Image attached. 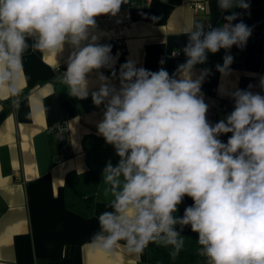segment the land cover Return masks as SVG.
Instances as JSON below:
<instances>
[{
    "label": "clouds",
    "instance_id": "1",
    "mask_svg": "<svg viewBox=\"0 0 264 264\" xmlns=\"http://www.w3.org/2000/svg\"><path fill=\"white\" fill-rule=\"evenodd\" d=\"M127 2L0 0V90L5 98L19 95L26 37L36 36L33 47L42 52L60 50L66 40L79 44L95 17L116 15ZM238 3L249 7L244 0ZM231 6V0H220L221 8ZM236 18L226 17L229 22ZM194 28L188 30L190 43L184 49L189 59L178 70L183 78H171L163 69L137 70L131 62L123 66L121 91L112 95L98 125V133L120 157L103 174L109 186L103 195L113 196L106 205L112 210L98 216L100 231L91 243L106 252L123 246L132 254L157 243L171 246L175 259L184 239L174 226L190 225L202 246L198 255L207 264H264V96L236 92L227 123L211 127L207 105L197 97L199 80L187 76L193 65L204 62L206 51L242 45L251 30L243 22L207 33L200 24ZM109 50L88 45L78 51L66 78L71 95H87L85 74L107 64ZM231 59L225 58L221 72ZM108 96V88H101L93 101L99 105ZM229 132L227 144L217 139ZM185 196L194 203L177 218L173 214Z\"/></svg>",
    "mask_w": 264,
    "mask_h": 264
},
{
    "label": "crops",
    "instance_id": "2",
    "mask_svg": "<svg viewBox=\"0 0 264 264\" xmlns=\"http://www.w3.org/2000/svg\"><path fill=\"white\" fill-rule=\"evenodd\" d=\"M203 1L205 10L193 7ZM247 9L231 0V7H220V0H132L130 8L121 7L116 15L95 17V25L79 44L66 40L60 50L40 51L33 47L36 36L26 37L28 47L22 54L18 72L19 95L5 98L0 90V264H148L147 248L132 254L123 246L111 252L91 243L100 231L98 216L113 196H104L105 168L117 166L120 157L113 146L96 151L85 149V137L108 144L98 133L112 95L122 88L121 72L127 63L149 72L163 69L171 78L181 79L178 71L189 59L184 49L189 45L188 30L194 24L212 23L222 28L226 17L236 14L232 27L243 22L250 30L246 42L205 52V60L187 72L188 78L199 80L197 97L207 105L206 120L211 127L228 117L236 107V92L264 96V51L260 31L264 29V0H244ZM130 21L125 30L126 52L121 54L110 40V26L115 18ZM158 17L159 19H153ZM95 37V40H93ZM108 47V63L85 74L83 98L71 95L66 82L68 68L83 47ZM173 53H178L174 55ZM231 62L224 72L225 58ZM108 88L109 96L97 105L93 94ZM65 121L67 137L60 142L48 128ZM232 133L217 136L227 144ZM76 176L93 174L97 183L83 197H74L68 173ZM72 181V180H70ZM99 193V196H98ZM91 198L92 209L83 201ZM82 199V200H81ZM75 204L68 206V201ZM185 196L175 217H183L193 205ZM175 230L198 240L191 226L175 225ZM123 242H121V245ZM200 264H207L202 262Z\"/></svg>",
    "mask_w": 264,
    "mask_h": 264
},
{
    "label": "trees",
    "instance_id": "3",
    "mask_svg": "<svg viewBox=\"0 0 264 264\" xmlns=\"http://www.w3.org/2000/svg\"><path fill=\"white\" fill-rule=\"evenodd\" d=\"M83 146L85 149L91 150H104L113 146L112 144H102L96 142V139L85 137L83 140ZM72 180V181H70ZM66 182H72V192L74 197L81 198L87 192L94 189L97 183L96 177L90 173H86L83 176H76L73 172L68 173L66 176ZM82 200V199H81ZM88 208L92 209L91 198H85L83 200ZM75 204V201H68V206ZM180 237L184 239V246L180 250L179 254L172 258L171 252L173 251L171 246H164L162 244L153 243L147 248V263L148 264H200L207 262V258L198 255V249L202 246L198 244V240L188 237L186 234H180Z\"/></svg>",
    "mask_w": 264,
    "mask_h": 264
},
{
    "label": "built area",
    "instance_id": "4",
    "mask_svg": "<svg viewBox=\"0 0 264 264\" xmlns=\"http://www.w3.org/2000/svg\"><path fill=\"white\" fill-rule=\"evenodd\" d=\"M132 6V0H128L127 3L122 4L121 7L124 8H130ZM193 7L197 10L204 11L205 10V4L203 1H198L193 3ZM107 16V14H105ZM232 26L231 22L224 21L222 23V28L225 24H229ZM131 27L130 21H124L123 19L117 17L113 20L111 26H110V40L112 43L116 46V49L119 53L124 54L126 52V44H125V30L127 28ZM216 29L214 25L210 22H206L204 25V32L207 33L211 30ZM261 35V45H262V51H264V29L260 31ZM174 55H178V53H173ZM67 124L65 121H60L58 123H55L51 127L48 128V133L57 141H64L67 137Z\"/></svg>",
    "mask_w": 264,
    "mask_h": 264
}]
</instances>
